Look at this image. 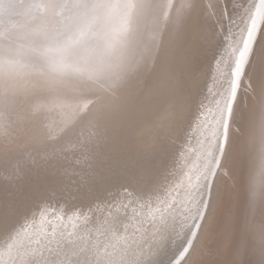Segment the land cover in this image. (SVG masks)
I'll list each match as a JSON object with an SVG mask.
<instances>
[{"label": "snow or ice", "instance_id": "6c2138e0", "mask_svg": "<svg viewBox=\"0 0 264 264\" xmlns=\"http://www.w3.org/2000/svg\"><path fill=\"white\" fill-rule=\"evenodd\" d=\"M3 7L6 13L20 7L44 13L31 17L37 27L23 37L32 60L21 62L24 46H17L11 34L0 46V127L5 137L12 123L24 130L30 123L42 125L49 97L63 94L69 83L87 101L80 109L87 119L107 98L135 88L149 73L167 82L170 132L178 139L184 136L177 158L193 149V123L199 132L206 121L208 130L196 150L198 162L181 173L187 183L176 176L174 161L164 179L175 180L160 184L154 179L159 164L150 160L142 171L125 177L109 199H93L87 208L70 205L57 194L69 185L53 188L20 220L0 218V236L9 253L14 249L26 264H192L197 256L200 264H264V0H217L209 20L187 31L194 0H187L179 12L173 0H36L28 5L9 0ZM148 8L160 13L164 27L141 47L135 38L138 31L130 33L129 27L138 25ZM171 24L180 26L179 46L163 38ZM97 34L105 38L103 46L83 55ZM52 50L59 53L58 62L47 57ZM208 80L219 85L215 91L208 88ZM198 89L203 98L197 101ZM193 105L195 115L185 128L186 111ZM257 132L259 185L252 175ZM155 151L162 163L166 146ZM7 152L0 150V161ZM228 157L235 184L222 191L216 180ZM86 183L81 179L76 187ZM83 196L91 198L93 193L84 191ZM157 202L155 212L146 216L136 211ZM101 206L114 218L103 248L85 247L65 236L60 222L69 212L87 221ZM176 241L180 243L173 248Z\"/></svg>", "mask_w": 264, "mask_h": 264}, {"label": "bare ground", "instance_id": "6f19581e", "mask_svg": "<svg viewBox=\"0 0 264 264\" xmlns=\"http://www.w3.org/2000/svg\"><path fill=\"white\" fill-rule=\"evenodd\" d=\"M152 2L166 4L167 0ZM186 2L187 0H173L177 12ZM194 2L195 8L185 24V31L209 20V14L213 12V5L217 0ZM172 15L169 10V16ZM159 17L157 10L148 8L140 14L139 24L129 27L130 33L134 28L138 31L139 35L135 38L141 47L151 42L154 34L164 27ZM214 19L213 16L212 20ZM162 35L165 40L175 41L179 46V25H169ZM104 39L99 34L90 38L82 54L87 56L91 51L103 46ZM157 39L159 40V37ZM17 40V46H27V41ZM210 83L211 80H208L209 89L219 86H210ZM166 87L167 82L158 74L149 73L141 78L135 88L107 98L103 106L93 109L92 114L83 119L85 113L80 109L87 101L83 100L78 89L69 83L63 94L49 97L42 125L30 123L28 130H24L23 125L17 127L12 123L9 125L10 133L7 137L2 134L0 127V150H8L7 155L0 161V177H4L0 182V218L6 222L20 220L24 212L34 209L53 188L69 185L70 188L64 192L58 191L57 194L62 199L67 197L70 205L87 208L93 199H109L110 194L119 188L125 177L142 171L150 160L159 164L154 170V179L160 184L175 180V177H168L167 181L164 179L166 170L172 169L174 161L177 162L176 176L181 178L184 167L190 166L192 156L186 149L185 153L177 158L178 149L184 147V136L181 134L178 139L170 132L172 106L165 98ZM203 88L202 81L200 89ZM200 89L195 93L197 101L203 98ZM194 115L195 105L186 111L185 128ZM15 119L13 117V121ZM2 124L3 117H0V125ZM194 125L195 123L193 128ZM38 127H43L44 131L38 132ZM160 145L167 148L162 163L159 153L155 151ZM230 163V157L225 158L216 180L219 190L228 191L234 187L235 179L229 172ZM261 170L257 132L252 161V175L257 185L262 179ZM81 179L87 180V183L82 188H77L76 184ZM84 191H91L93 196L85 198ZM180 198L184 200L183 195ZM156 206H159L158 202L151 209L141 211L137 208L136 211L146 216L150 211L155 212ZM60 223L69 239L76 240L85 247L97 245L103 248L108 243L114 218L101 206L90 220L86 221L84 217H78L77 213L69 212ZM179 242L176 241L172 247H177ZM0 253L5 255L0 264H26L25 259L17 256L14 249L9 253L2 236ZM192 264H200L199 256Z\"/></svg>", "mask_w": 264, "mask_h": 264}, {"label": "water", "instance_id": "95a60500", "mask_svg": "<svg viewBox=\"0 0 264 264\" xmlns=\"http://www.w3.org/2000/svg\"><path fill=\"white\" fill-rule=\"evenodd\" d=\"M8 2L9 0H0V46H2L5 43V35H8V34H11L13 38L16 39V44L18 41L17 39H22L24 41H27L26 39L23 38L25 33L29 31L30 29H35L38 23V21L32 20L31 17L40 16L44 14L36 9L29 11L26 7H20L15 10H10L9 12L6 13L4 11L3 5ZM12 2L22 4V5H28L30 3L36 2V0H12ZM22 46L24 47L22 49L21 62L22 63H25L24 61L29 62L30 61L29 57H32L31 53L29 52L27 46L25 45H22ZM93 51H91L90 53H92ZM26 55H30V56H26ZM47 57L50 58L55 63V62H58L59 60V53L56 52L55 50L49 51L47 53ZM213 85H214L213 83H210V86H213ZM211 89L215 91L216 88L211 87ZM209 99H210L209 100L210 102L211 96H209ZM205 124H206V121L204 122V124H201L199 132L196 131V124L194 125L193 135H195L196 139L192 141L193 149L191 152H189L192 156L191 164L189 167H184L182 171L184 173H188L191 169H193L194 165L198 162L196 150L199 148H202L203 143L205 141V135L208 133V130L205 127ZM180 179L184 180L185 183H187L186 177L184 175H181ZM185 197L186 196L183 195L184 200H185ZM188 222L191 223L192 222L191 219H189ZM4 256H5L4 254L0 253V260L3 259Z\"/></svg>", "mask_w": 264, "mask_h": 264}]
</instances>
